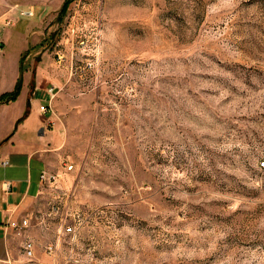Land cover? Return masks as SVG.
<instances>
[{"label": "rangeland", "instance_id": "rangeland-1", "mask_svg": "<svg viewBox=\"0 0 264 264\" xmlns=\"http://www.w3.org/2000/svg\"><path fill=\"white\" fill-rule=\"evenodd\" d=\"M39 63L65 134L40 264H264V0H0V73Z\"/></svg>", "mask_w": 264, "mask_h": 264}, {"label": "crops", "instance_id": "crops-1", "mask_svg": "<svg viewBox=\"0 0 264 264\" xmlns=\"http://www.w3.org/2000/svg\"><path fill=\"white\" fill-rule=\"evenodd\" d=\"M42 67L39 63L35 71L25 72L17 98L0 104V264L42 262L37 244L42 228L29 229L36 240L35 257L29 259L23 254V235L9 225L46 208L43 173L55 170L65 145L53 113L56 86ZM16 81L7 71L0 73V95L12 91ZM42 104L49 106L48 112L41 110Z\"/></svg>", "mask_w": 264, "mask_h": 264}, {"label": "built area", "instance_id": "built-area-1", "mask_svg": "<svg viewBox=\"0 0 264 264\" xmlns=\"http://www.w3.org/2000/svg\"><path fill=\"white\" fill-rule=\"evenodd\" d=\"M22 14L24 15H33L34 10L26 9L22 10ZM50 91H53V88L50 89ZM49 106L46 104L41 105V110L44 112L49 111ZM68 169L73 168V164H69L67 166ZM43 184L44 186L48 183L49 187L52 189H58V186L55 185L57 183V175L51 174L50 172H44L43 173ZM54 198L58 199L62 197V194L54 193ZM58 202V201H57ZM60 211V206L56 203L53 206H51L50 211H39L37 212L33 217H23L21 219H15L9 222V225L13 227L17 233L22 234L24 239L22 242V250L23 254L29 258L32 259L35 257V248H36V240L34 236L29 232V229L33 226H40L41 228L44 227L46 229L50 228V225L48 222V219L52 217L53 214H56ZM77 228L76 225L72 221H67V219L63 216L59 218L58 226H56V229L54 231V238L52 240H47L43 247L45 251L49 254H54L59 251L60 244L63 241H66L68 239H72L76 236Z\"/></svg>", "mask_w": 264, "mask_h": 264}, {"label": "trees", "instance_id": "trees-1", "mask_svg": "<svg viewBox=\"0 0 264 264\" xmlns=\"http://www.w3.org/2000/svg\"><path fill=\"white\" fill-rule=\"evenodd\" d=\"M21 87H22V76L20 75L18 82L15 86V88L12 91L3 93L2 95H0V104L3 102H7L13 99H16L18 94L21 91Z\"/></svg>", "mask_w": 264, "mask_h": 264}]
</instances>
